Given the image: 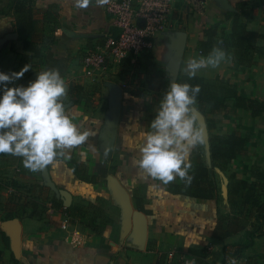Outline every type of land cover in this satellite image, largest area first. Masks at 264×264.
I'll use <instances>...</instances> for the list:
<instances>
[{"label":"crops","instance_id":"obj_1","mask_svg":"<svg viewBox=\"0 0 264 264\" xmlns=\"http://www.w3.org/2000/svg\"><path fill=\"white\" fill-rule=\"evenodd\" d=\"M16 1L0 0V71L28 64L15 81L26 84L37 72L58 69L68 114L94 134L38 172L21 157L0 156V214L15 215L0 220L8 258L17 264H166L174 252L173 264L189 257L193 264H264V0H170L168 28L154 37L150 52L108 63L92 77L84 75L83 56L117 35L104 4L30 0L33 32L26 41L35 55L16 31ZM216 46L226 59L191 77L214 86L220 105L212 110L197 100L193 109L203 143L191 152L192 180L163 184L135 164L140 134L149 130L171 82L190 77L188 60ZM147 57L164 79L147 70ZM233 136L244 140L234 157L213 152V137ZM65 219L84 234L82 244L64 241L59 225ZM219 221L232 231L224 240L213 238ZM246 232H253L252 245L233 257Z\"/></svg>","mask_w":264,"mask_h":264},{"label":"clouds","instance_id":"obj_2","mask_svg":"<svg viewBox=\"0 0 264 264\" xmlns=\"http://www.w3.org/2000/svg\"><path fill=\"white\" fill-rule=\"evenodd\" d=\"M90 2L76 0L77 7H87ZM96 2L103 5L107 0ZM227 55L222 47H213L207 56L189 59L186 70L194 77L202 68L218 67ZM30 69L25 64L19 71H0V153L21 157L26 168L38 172L94 133L78 126L68 114L62 99L66 81L58 69L37 72L26 84L15 83ZM199 92V85L171 82L149 130L140 134L143 140L135 164L163 184L177 177L185 183L192 180L191 152L203 143V129L193 110ZM231 264H236L234 259Z\"/></svg>","mask_w":264,"mask_h":264},{"label":"built area","instance_id":"obj_3","mask_svg":"<svg viewBox=\"0 0 264 264\" xmlns=\"http://www.w3.org/2000/svg\"><path fill=\"white\" fill-rule=\"evenodd\" d=\"M104 10L117 35L107 36L102 48L83 56L82 65L87 77H92L108 63H119L130 55L150 52L154 37L168 28L171 5L170 0H107ZM59 227L66 243L73 247L82 244L84 234L71 228L66 219ZM173 257L174 252H168L166 264H173ZM194 261V257L183 258L179 264H193Z\"/></svg>","mask_w":264,"mask_h":264},{"label":"trees","instance_id":"obj_4","mask_svg":"<svg viewBox=\"0 0 264 264\" xmlns=\"http://www.w3.org/2000/svg\"><path fill=\"white\" fill-rule=\"evenodd\" d=\"M30 0H17L14 10L15 13L19 16V18L16 21V31L19 35L20 39H23V45L25 49H31L34 51L35 55H38V52L32 47L31 44H28V41H26V38L30 37L33 32V21H32V10L30 7ZM147 66L148 71L154 72L156 71V64L152 59L147 57ZM157 72V71H156ZM159 74V72H157ZM160 75V76H159ZM158 76L160 79H164V73H160ZM155 77V76H154ZM177 82H187L191 85H199L200 92L197 95V100L199 103H205L209 104L212 107V110H217L220 105L214 100V90L215 87L210 85L208 82L199 79V78H191V77H184L181 76L178 78ZM215 143V144H214ZM244 140L237 138V137H213V152L224 159H230L234 157L238 152H240L243 148ZM9 155L7 153H0V156ZM73 167V171H76V168H74V165H71ZM77 173L81 179H83L82 173L77 170ZM13 188H17L18 186L15 183L10 184ZM2 187L0 186V189ZM15 217L14 213L7 212L5 213L0 220H9L13 219ZM95 233H98L97 230L93 229ZM232 231L225 230L221 222L217 224L214 233L213 238L217 240H224L227 238ZM247 241L244 244H241L237 246L232 253L233 257L241 256L243 254V251L252 245L253 242V232H246ZM0 241L3 246V249L9 248V240L7 236L0 231ZM2 256V250H0V258Z\"/></svg>","mask_w":264,"mask_h":264},{"label":"rangeland","instance_id":"obj_5","mask_svg":"<svg viewBox=\"0 0 264 264\" xmlns=\"http://www.w3.org/2000/svg\"><path fill=\"white\" fill-rule=\"evenodd\" d=\"M3 215L0 214V218L2 217ZM0 250H2V256L0 258V264H17V263H14L11 261V259L8 258V254L5 252V250L3 249V246L0 242ZM5 257V259H4Z\"/></svg>","mask_w":264,"mask_h":264},{"label":"water","instance_id":"obj_6","mask_svg":"<svg viewBox=\"0 0 264 264\" xmlns=\"http://www.w3.org/2000/svg\"><path fill=\"white\" fill-rule=\"evenodd\" d=\"M118 189H119L120 193H122V198H123L124 204L126 206V210L130 211V205H129V200H128L127 194L124 192V190L121 187H118Z\"/></svg>","mask_w":264,"mask_h":264}]
</instances>
